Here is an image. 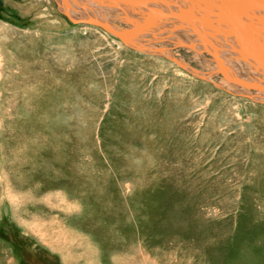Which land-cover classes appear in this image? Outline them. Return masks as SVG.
Returning <instances> with one entry per match:
<instances>
[{"label":"rangeland","instance_id":"374dc122","mask_svg":"<svg viewBox=\"0 0 264 264\" xmlns=\"http://www.w3.org/2000/svg\"><path fill=\"white\" fill-rule=\"evenodd\" d=\"M105 1L77 17L129 30L149 7ZM176 25L142 31L147 52L0 0V264H264V101Z\"/></svg>","mask_w":264,"mask_h":264},{"label":"bare ground","instance_id":"6f19581e","mask_svg":"<svg viewBox=\"0 0 264 264\" xmlns=\"http://www.w3.org/2000/svg\"><path fill=\"white\" fill-rule=\"evenodd\" d=\"M79 1L81 2V0H56V3L59 9L74 23L102 29L110 35L114 34L115 36H112L121 40L124 44L147 52L155 51V48L146 44L147 41L142 43V40L136 39L142 31L147 34L152 29H157L163 21L177 24L176 30H183L184 34L188 36V40L185 42L179 40L181 41V43L179 42L180 46L197 52V54L207 53L214 69L210 73H219L222 80L232 85L241 94L256 96L254 97L256 100L262 99L264 101V79L256 80L257 78H255L250 80L236 74L230 66L231 64L234 67L243 68L244 73L247 72L248 75L254 72V74L264 78V0H113L112 2L116 3L128 2V7L139 3L149 6L141 19L135 22L129 30L116 27L104 16V18H97L96 16H87L88 13H85L83 17H77L76 9L80 6H78ZM106 1L105 3H107ZM173 7L176 9L170 12H174V16L171 13L160 12L159 14L158 9H153L159 8L167 11ZM98 23L103 24V28L97 26ZM158 30H160L159 27ZM164 51L158 52L167 53ZM167 54L169 55V53ZM1 178L4 180L1 183L15 214L18 203L15 197L18 194L17 196L13 194L9 187L10 184H7L8 181L6 182L4 177ZM60 202L62 207L69 209V204H65L66 202L61 200ZM21 223L25 226L23 222ZM111 263L120 264L117 258L111 260Z\"/></svg>","mask_w":264,"mask_h":264},{"label":"water","instance_id":"95a60500","mask_svg":"<svg viewBox=\"0 0 264 264\" xmlns=\"http://www.w3.org/2000/svg\"><path fill=\"white\" fill-rule=\"evenodd\" d=\"M97 26L103 28V24L98 23ZM112 35H114V34H112ZM114 36H115V35H114Z\"/></svg>","mask_w":264,"mask_h":264}]
</instances>
